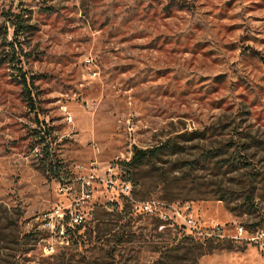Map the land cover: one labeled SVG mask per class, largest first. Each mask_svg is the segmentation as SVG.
<instances>
[{
  "label": "rangeland",
  "instance_id": "374dc122",
  "mask_svg": "<svg viewBox=\"0 0 264 264\" xmlns=\"http://www.w3.org/2000/svg\"><path fill=\"white\" fill-rule=\"evenodd\" d=\"M257 229L264 0H0V264H264Z\"/></svg>",
  "mask_w": 264,
  "mask_h": 264
},
{
  "label": "trees",
  "instance_id": "16d2710c",
  "mask_svg": "<svg viewBox=\"0 0 264 264\" xmlns=\"http://www.w3.org/2000/svg\"><path fill=\"white\" fill-rule=\"evenodd\" d=\"M24 82H26L25 75H23ZM28 98H30V92L28 90ZM37 136L40 138V142H44V139L42 138V135H40V131H37ZM161 149L160 146H153L150 148H135L134 152L130 158L129 161L126 162V164H137L142 162L145 159H148L152 157L153 155L157 154V152ZM42 159L44 160V165L46 166V169L53 174V176L59 180L62 181L63 178H65V173L67 170L63 167V165L57 161V159L53 158V154L49 150V147L42 148ZM126 178V177H124ZM129 179V178H126Z\"/></svg>",
  "mask_w": 264,
  "mask_h": 264
},
{
  "label": "built area",
  "instance_id": "2783aa9c",
  "mask_svg": "<svg viewBox=\"0 0 264 264\" xmlns=\"http://www.w3.org/2000/svg\"><path fill=\"white\" fill-rule=\"evenodd\" d=\"M69 120H71V116L69 117ZM118 167H120L119 163H118ZM124 179L130 181L129 179H126V178H124ZM60 182H63V181H60ZM143 209L145 211H147V212H152V210H153L150 203H144L143 204ZM79 222H81V216L73 214L71 216L70 220L68 221V224H69V226L74 227V225L78 224ZM239 230H240L241 233L244 231L243 227H240ZM65 231H67V230L65 229ZM248 239L252 240V241H255V242L264 243V229H257L256 231L252 232L249 235Z\"/></svg>",
  "mask_w": 264,
  "mask_h": 264
}]
</instances>
